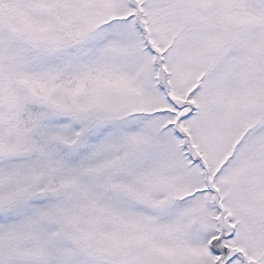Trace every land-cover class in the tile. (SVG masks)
Masks as SVG:
<instances>
[{
    "label": "snow or ice",
    "instance_id": "6c2138e0",
    "mask_svg": "<svg viewBox=\"0 0 264 264\" xmlns=\"http://www.w3.org/2000/svg\"><path fill=\"white\" fill-rule=\"evenodd\" d=\"M0 264H264V0H0Z\"/></svg>",
    "mask_w": 264,
    "mask_h": 264
}]
</instances>
